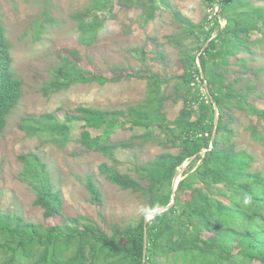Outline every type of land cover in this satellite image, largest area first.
<instances>
[{"label": "trees", "instance_id": "1", "mask_svg": "<svg viewBox=\"0 0 264 264\" xmlns=\"http://www.w3.org/2000/svg\"><path fill=\"white\" fill-rule=\"evenodd\" d=\"M114 1L141 9L146 20L158 8L157 0H95V6H110L112 11ZM258 1L211 0V7L218 5L219 11L208 14L203 23L174 11L177 29L185 33L178 41L194 36L199 40L198 50L207 43L200 54L180 50L183 71L176 91L184 106L174 120L162 112L167 98L163 88L169 79L151 73L140 76L147 79V94L141 103L127 109L126 118L123 110L110 112L79 106L74 111L59 107L44 113L34 118L35 125L27 119L22 122L30 135L51 136L65 146L74 141L86 150L108 155L136 140L144 143L160 139L178 145L179 152L161 153L143 165L139 172L146 183L106 164L100 167L112 183L144 196L147 213L172 201L177 169L186 161L189 164L172 206L155 213L148 222L144 214L127 225L116 224L112 233L91 220L83 224L76 221L65 230L61 224L25 221L0 210V264H264V175L252 170L254 157L237 150L232 143L230 110L236 106L255 117L249 126L251 136L263 140L264 107L250 102L249 95L236 89L234 82H227L225 75L232 56L243 49L252 52L254 44L264 41V4ZM80 27L84 38L92 37L99 22L82 21ZM246 60L241 57L236 61L240 69L248 71ZM12 61L11 45L0 19V134L23 94V81L15 75ZM79 61L77 50L66 51L43 87L44 94L74 84H105L132 77L119 68L112 76L95 73L83 68ZM205 80L209 93L204 90ZM214 104L219 113L216 125ZM126 124L132 136L117 138L115 131ZM202 149L206 151L202 153ZM80 151L84 150H73ZM25 170L34 171L29 158ZM86 186L92 200L99 204L101 193L91 177ZM41 188L43 192L35 203L43 207L45 218L60 213L59 192L44 185Z\"/></svg>", "mask_w": 264, "mask_h": 264}, {"label": "rangeland", "instance_id": "2", "mask_svg": "<svg viewBox=\"0 0 264 264\" xmlns=\"http://www.w3.org/2000/svg\"><path fill=\"white\" fill-rule=\"evenodd\" d=\"M157 2L153 17L146 20L141 9L124 7L117 2L111 11L110 6L96 7L95 0H0V19L11 45L12 69L23 81L22 98L0 134V210L3 213L19 215L35 223L61 224L65 230L76 221L83 224L91 220L108 233H112L116 224L127 225L144 214L152 216L147 213L144 196L112 183L100 167L106 164L146 183L140 178L143 165L161 153L179 152L178 145L166 144L160 139L144 143L136 140L133 145L117 147L113 155H108L86 150L74 141L65 146L51 136L30 135L22 122L27 119L35 125L34 118L44 113L59 107L74 111L79 106L110 112L123 110L126 118L127 109L146 97L147 79L140 76L151 73L169 79L163 88L167 98L162 112L174 120L184 106L176 91L183 71L180 50L199 54L207 45L198 50L199 40L194 36L181 42L177 40L185 33L177 29L174 11H180L193 22L203 23L213 8L211 0ZM258 2L264 4V0ZM82 21L99 22L92 37L84 38ZM221 24L225 25L222 19ZM72 49L78 51L79 63L85 69L112 76L119 68L132 77L105 84H74L45 95L43 87L53 77L55 67L62 63L66 51ZM251 51L243 49L232 56L225 75L227 82H234L236 89L249 95L250 102L264 107V41L254 44ZM241 57L247 59L248 71L240 69L236 60ZM206 84L204 81V90ZM230 110L234 128L232 143L237 150L251 154L252 170L264 175V139H253L249 130L256 118L236 106ZM115 136L119 139L132 136L130 125L119 127ZM79 147L84 151L73 152ZM25 157L32 162V173H26ZM186 169L187 166L180 178ZM88 177L101 193L99 204L92 200L86 186ZM43 185L58 191L62 202V211L50 218H45L43 207L35 203L43 192Z\"/></svg>", "mask_w": 264, "mask_h": 264}, {"label": "water", "instance_id": "3", "mask_svg": "<svg viewBox=\"0 0 264 264\" xmlns=\"http://www.w3.org/2000/svg\"><path fill=\"white\" fill-rule=\"evenodd\" d=\"M201 52H202V50H201ZM201 52H199V54H200ZM198 64L200 65V62H198ZM202 78L205 79L203 72H202ZM205 81H206V80H205ZM206 90H207V92L209 93V88H208V85H207V84H206ZM214 105H215V110H216V120H215V125H216L217 122H218V115H219V113H218L217 105H216V104H214ZM213 138H214V134H213ZM211 146H212V145H211ZM204 150L206 151V149H202L201 152H204ZM187 165H188V163L185 164V165L183 166V169H184ZM183 169H179V168H178V169H177V172H176V174H175V176H174L173 184H172V186H173V198H172V201H171L166 207H163V208H157V209L151 210V211L149 212V215H150V216L152 215V216H151V217H146V222H148V221L153 217V215H154L155 213L162 212V211L168 209L170 206H172V205L174 204V202H175V192H176V189H177V186H178L180 180L182 179V178H180V176H181V174H182Z\"/></svg>", "mask_w": 264, "mask_h": 264}, {"label": "built area", "instance_id": "4", "mask_svg": "<svg viewBox=\"0 0 264 264\" xmlns=\"http://www.w3.org/2000/svg\"><path fill=\"white\" fill-rule=\"evenodd\" d=\"M218 11H219V6L216 5L215 8L213 9L212 14H216ZM198 79H200V78L198 77Z\"/></svg>", "mask_w": 264, "mask_h": 264}]
</instances>
